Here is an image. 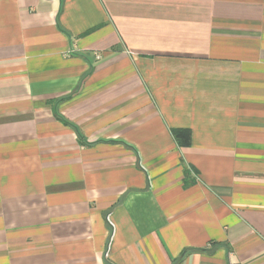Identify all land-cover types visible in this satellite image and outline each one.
I'll return each instance as SVG.
<instances>
[{"label": "crops", "instance_id": "obj_1", "mask_svg": "<svg viewBox=\"0 0 264 264\" xmlns=\"http://www.w3.org/2000/svg\"><path fill=\"white\" fill-rule=\"evenodd\" d=\"M0 264H264V0H0Z\"/></svg>", "mask_w": 264, "mask_h": 264}, {"label": "trees", "instance_id": "obj_2", "mask_svg": "<svg viewBox=\"0 0 264 264\" xmlns=\"http://www.w3.org/2000/svg\"><path fill=\"white\" fill-rule=\"evenodd\" d=\"M173 133L182 146L191 144V131L189 129L177 128L173 130Z\"/></svg>", "mask_w": 264, "mask_h": 264}]
</instances>
